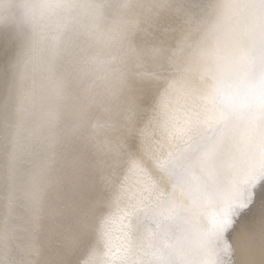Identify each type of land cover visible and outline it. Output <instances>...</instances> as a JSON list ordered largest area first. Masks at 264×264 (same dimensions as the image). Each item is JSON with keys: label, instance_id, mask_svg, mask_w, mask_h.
Here are the masks:
<instances>
[{"label": "snow or ice", "instance_id": "6c2138e0", "mask_svg": "<svg viewBox=\"0 0 264 264\" xmlns=\"http://www.w3.org/2000/svg\"><path fill=\"white\" fill-rule=\"evenodd\" d=\"M254 2L264 9V0ZM77 3V0H42L45 8L51 12L59 10L62 16L54 24L43 25L48 28L45 35L50 44L40 53L46 59L68 57V67L57 81L55 101L59 108L50 109L44 137L45 150L56 143L65 150L63 163L70 174L68 183L76 191L73 202L65 206L68 227L61 225L60 243L67 250L83 242L93 207L79 193L88 187L95 161L83 159L78 144L87 140L100 151L106 143V138L101 137L111 133L108 142L114 141L115 146L110 151L135 149L136 116L141 106L149 103L151 87L172 88L175 82L168 77L185 70L173 68L171 50L161 39L151 42L137 39L134 45L131 38L121 36L125 42L116 51L93 48L92 40L98 44L101 36L93 37L91 28L84 31L73 14ZM160 10L171 15L176 29L203 24V20L194 17L185 0H153L148 11L157 16ZM41 19H45L43 14ZM34 27L25 20L28 42L17 62L21 70L36 59L37 50L29 39ZM103 39L109 41L113 37ZM126 61L135 66L134 70L121 67ZM207 72L214 81L209 92L203 96L186 94L181 114L173 120L174 134L185 138L184 149L175 155L169 153L166 158L154 153L149 160H132L131 170L144 178L143 190L131 191L122 184L120 195L128 199L126 209L119 218L111 214L100 218L98 234L106 249L103 264H264V219L258 226L241 230L235 239L226 238V233L235 230L239 218L264 198V32L259 55L246 58L239 75L225 82L219 81L214 72ZM60 108L70 121L62 127L65 133L62 138L56 132ZM112 108L122 114L120 119H97L88 124L92 119L90 110L103 112ZM22 110V100L0 106V199H10L4 193L11 188L13 176L5 161L14 159L10 149L20 147L17 138L22 125L15 114ZM33 135L34 132H28L29 139ZM149 164L161 174V180L170 182L166 185L170 191L156 187L147 174L145 165ZM177 192L190 202L187 207L178 202ZM210 204L218 205L219 211L211 216L207 227H201L195 214ZM117 222L119 237L114 235L113 228ZM12 231L7 224L0 230V264H18L7 257ZM192 234L200 241L195 252L189 242ZM257 249L259 260L254 259ZM97 255L92 250L76 264H97Z\"/></svg>", "mask_w": 264, "mask_h": 264}, {"label": "bare ground", "instance_id": "6f19581e", "mask_svg": "<svg viewBox=\"0 0 264 264\" xmlns=\"http://www.w3.org/2000/svg\"><path fill=\"white\" fill-rule=\"evenodd\" d=\"M185 3L195 18L203 20L202 25H186L183 29H176L170 14L160 10L159 15L152 16L148 11L153 0H79L73 10L85 32L91 28L94 30L93 37L96 34L101 36L98 44L95 39L92 40L93 48L98 47L105 52L116 51L125 42L121 36L131 38L134 45L137 39L141 42L161 39L171 50L169 55L173 68L185 69L173 72L168 77L170 81L175 82L172 88L167 85L151 87L149 103L142 105L136 116V148H124L130 152L128 158L122 155V151L109 157L108 149L115 145L114 141L108 142L111 140V133H105L104 137H101L106 138L103 150L98 151L91 147L94 150L90 151L86 158L95 161V166H100L103 159H109L112 166L104 174H98L94 167L88 187L79 193L84 199L95 201L87 234L93 231L90 224L95 220L107 213L117 217L126 209L128 199L120 195L122 184H126L131 191H142L144 178L133 173L132 160H149L154 153L166 158L169 153L175 155L184 149L185 138L174 134L173 120L181 114L180 109L186 103V94L203 96L209 92L214 81L207 70L214 72L220 57L226 56L244 68L246 58L259 55L261 33L264 32V9L259 3L254 0H185ZM61 16L59 10H46L44 23L54 24ZM96 16L103 21L101 30L92 27ZM219 23L222 24L221 31L217 29ZM26 32L20 24L9 22L0 25V106L7 107L22 100L24 109L15 114L16 120L22 125L17 138L20 147L14 151L10 149L14 159L5 161L13 176L11 188L4 193L10 199H0V230L4 229L5 224L13 230L9 245L11 250L7 257L15 259L18 264H42L43 261H71L76 264L95 250L98 254L97 264H103V253L106 249L104 244L100 245L102 242L99 243L96 239L85 235L83 242L72 250L63 248L60 243L61 225L68 227L65 206L73 202L76 191L68 183L70 174L64 167L65 150L61 144H53L45 150V122L50 109L59 108L55 101L57 84L53 85L46 78L40 62L42 53L39 51L36 59L26 68L21 70L18 67V59L28 42ZM104 36L113 39L105 41ZM212 41L213 51L203 54V50ZM67 60L68 57L59 58L60 74L68 67ZM121 67L129 71L135 68L130 61H126ZM59 111L60 123L56 132L62 138L65 135L62 127L70 121L64 109L60 108ZM90 115L92 119L88 121L89 125L97 119H120L122 114L112 108L103 112L90 110ZM29 131L35 133L31 139L28 138ZM87 142L85 140L78 144L79 152L86 149L84 147ZM132 152H135V155H131ZM145 167L148 176L159 190L170 191V188L166 187L170 182L161 180V174L154 166L149 164ZM65 174L67 178L63 182L62 177ZM105 188L109 190L108 199L102 198L100 194L94 195L95 190L102 191ZM115 194L117 200L112 199L115 202L113 205L109 199ZM176 195L181 204L189 205L186 197L181 196L179 192ZM217 211L218 205L205 206L202 211L197 212L200 215L197 224L207 227L211 216ZM262 219L264 198L258 200L251 211L239 218L235 230L226 233V238L235 239L241 230L258 226ZM189 242L193 243L195 252L200 242L199 237L192 234ZM254 259H260L258 249Z\"/></svg>", "mask_w": 264, "mask_h": 264}, {"label": "clouds", "instance_id": "9594fccd", "mask_svg": "<svg viewBox=\"0 0 264 264\" xmlns=\"http://www.w3.org/2000/svg\"><path fill=\"white\" fill-rule=\"evenodd\" d=\"M79 2V0H77ZM50 11L42 4V0H0V25L5 23H15L24 26L25 20L32 22L35 27L29 39L32 46L37 51L41 52L46 49L50 41L47 39L45 33L48 31L44 27V19H41V14L45 11ZM103 21L99 16H96L92 27L96 30H101ZM56 43H62L57 41ZM59 57L53 56L51 59H46L43 54L40 57V62L43 65L46 78L49 79L53 85L57 84L60 78V71L58 65ZM244 68L239 67L234 61L228 57H220L217 61V67L214 71L219 81H229L235 76L239 75ZM259 75V73H257Z\"/></svg>", "mask_w": 264, "mask_h": 264}, {"label": "rangeland", "instance_id": "374dc122", "mask_svg": "<svg viewBox=\"0 0 264 264\" xmlns=\"http://www.w3.org/2000/svg\"><path fill=\"white\" fill-rule=\"evenodd\" d=\"M217 29L219 30V31H221L222 30V24H220L219 23V25H218V27H217ZM214 42L212 41L211 43H209V45H208V47L205 49V50H203V54L204 53H207L208 51H213V46H214V44H213ZM115 145H112L111 147H109V151H108V154L110 155L109 157H113V154H115V153H117V152H113V151H110V149L112 148V147H114ZM92 147V145H91V143L89 142H87V145L84 147V148H86V149H84V150H82V151H80L79 153H80V155H81V157L82 158H84V159H87V160H91L89 157V159L88 158H86L87 157V154L90 152V151H93L94 149L93 148H91ZM88 150V151H87ZM122 155H124V156H126L127 158L130 156V152H129V150H125V149H123L122 150ZM86 154V155H85ZM117 155H121V154H117ZM108 157V158H109ZM108 163V164H107ZM111 161L109 160V159H107V161H106V159L104 160L103 159V161H102V163L100 164V166H95L94 165V167H96V171L98 172V174H104L106 171H108V169L109 168H111ZM108 167V168H107ZM99 169V170H98ZM67 176V174H65V176L63 175V177H62V181L64 182V180L67 178L66 177ZM142 190H143V187L141 188ZM105 190V191H104ZM103 191V193H101ZM102 191H99V190H95V192H94V195H97V194H100V196L102 197V198H106V199H108V194H109V190L107 189V188H105V189H103ZM140 191V190H139ZM107 194V195H106ZM146 194V193H145ZM116 196V194L113 196H111V199H109V200H111L110 202H112L113 203V205H115V200H117L116 198L117 197H115ZM119 197V196H118ZM120 198V197H119ZM112 199H114V201H112ZM177 200H178V198H177ZM93 201V202H92ZM180 201V203H181V200H178V202ZM90 202H92L93 204H92V206H94V203H95V201L94 200H90ZM183 204V203H182ZM184 205V204H183ZM185 207H187L188 205H184ZM93 208V207H92ZM197 214V213H196ZM195 214V217H196V221H199L200 220V215L199 214H197L196 215ZM106 215H109L108 213L106 214ZM105 215V216H106ZM111 215H113V214H111ZM104 216V215H103ZM114 217H116V215H113ZM120 216V214L119 215H117V217L116 218H118ZM197 216H198V218H197ZM199 219V220H198ZM99 223H100V219H97V220H95L93 223H91L90 224V229H93V231H91V233L90 234H87L86 233V235H87V237H89V238H93V239H96L97 241H99V243L100 242H102V244L100 243V245H103L104 243H103V241H101L100 239H99V234H98V225H99ZM113 228L114 229H116L117 230V232L116 231H114V235L116 234L118 237L121 235V233H120V231L118 232V229L120 228V224H119V222H117L116 224H114L113 225ZM191 246H192V249H193V243H191ZM113 252H115V249L113 248Z\"/></svg>", "mask_w": 264, "mask_h": 264}]
</instances>
